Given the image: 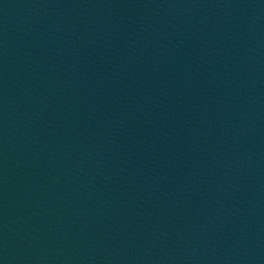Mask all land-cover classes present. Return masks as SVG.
<instances>
[{"label":"water","instance_id":"water-1","mask_svg":"<svg viewBox=\"0 0 264 264\" xmlns=\"http://www.w3.org/2000/svg\"><path fill=\"white\" fill-rule=\"evenodd\" d=\"M0 264H264V0H0Z\"/></svg>","mask_w":264,"mask_h":264}]
</instances>
